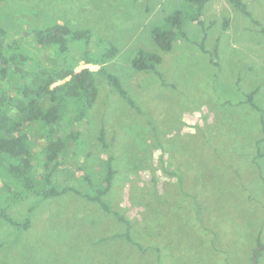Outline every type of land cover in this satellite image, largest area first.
I'll return each mask as SVG.
<instances>
[{"label": "rangeland", "instance_id": "1", "mask_svg": "<svg viewBox=\"0 0 264 264\" xmlns=\"http://www.w3.org/2000/svg\"><path fill=\"white\" fill-rule=\"evenodd\" d=\"M243 1L252 16L210 0L203 22L186 19L167 52L152 31L186 10L184 0H0V26L16 42L9 52L53 65L38 30L90 29L95 54L103 40L118 48L106 66L141 108L97 77V100L76 126L81 165L70 156L52 179L94 193L87 174L99 183L112 155L111 210L75 192L30 193L9 207L18 220L30 216L28 230L0 219V264H264V0ZM83 45L72 41L70 55ZM140 49L161 55L157 71L133 68Z\"/></svg>", "mask_w": 264, "mask_h": 264}, {"label": "trees", "instance_id": "2", "mask_svg": "<svg viewBox=\"0 0 264 264\" xmlns=\"http://www.w3.org/2000/svg\"><path fill=\"white\" fill-rule=\"evenodd\" d=\"M184 1L188 5L186 10L177 9L152 31L154 41L163 51L168 52L173 48L186 19L199 24L203 22L205 7L210 0ZM229 1L234 9L252 16L245 1ZM228 22L226 19L224 25L227 26ZM5 35V29L0 26V219L28 230L32 225L30 216L22 221L14 218L9 212L11 205L23 201L30 193L44 198L69 192L84 194L74 186L57 187L52 177L70 156L81 165L77 151L81 130L76 126L83 123L82 120L97 100V77L104 76L134 109L140 112L141 108L106 66L107 61L118 53V48L112 41L103 40L101 43L106 46V51L95 54L90 48L93 37L90 29L74 30L66 23L56 22L38 30L37 42L55 61L53 65L27 53L9 52V49L15 48H11V44L16 42H11ZM72 41L84 43L80 57L70 55ZM82 61L100 67L97 70L90 67L77 70ZM161 61L160 54L140 49L132 58V66L139 71H157ZM253 94H249V100L256 106ZM74 106H77V110L72 112ZM69 112H72V117L68 118ZM63 126L67 128L65 132L60 128ZM67 126H71L70 129ZM41 135L44 143L35 146V140H39ZM98 138L107 146L104 128H101ZM71 143H74L72 153ZM105 161V174L99 183L93 182L87 174L94 193L87 191L84 196L97 201L103 210L110 211L111 206L105 196L111 190L116 171L112 155ZM167 172L175 175L173 171ZM192 197L195 198L194 195ZM116 214L124 219L118 212ZM124 235L133 242L129 232Z\"/></svg>", "mask_w": 264, "mask_h": 264}, {"label": "water", "instance_id": "3", "mask_svg": "<svg viewBox=\"0 0 264 264\" xmlns=\"http://www.w3.org/2000/svg\"><path fill=\"white\" fill-rule=\"evenodd\" d=\"M255 261H256V259H255Z\"/></svg>", "mask_w": 264, "mask_h": 264}]
</instances>
